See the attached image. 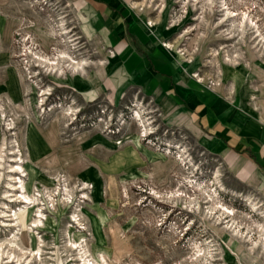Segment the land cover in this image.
Listing matches in <instances>:
<instances>
[{
	"label": "rangeland",
	"instance_id": "obj_1",
	"mask_svg": "<svg viewBox=\"0 0 264 264\" xmlns=\"http://www.w3.org/2000/svg\"><path fill=\"white\" fill-rule=\"evenodd\" d=\"M125 1L264 162V0ZM112 63L73 0L0 3V264H264L259 174L135 86L90 96Z\"/></svg>",
	"mask_w": 264,
	"mask_h": 264
},
{
	"label": "crops",
	"instance_id": "obj_2",
	"mask_svg": "<svg viewBox=\"0 0 264 264\" xmlns=\"http://www.w3.org/2000/svg\"><path fill=\"white\" fill-rule=\"evenodd\" d=\"M73 1L113 62L98 67L96 79L86 82L84 89L90 96L117 94L123 85L135 86L141 93L162 100L168 115L177 112V122L189 115L186 122L194 130L199 127L218 150L242 157L259 174L264 186V162L249 140V131L243 130L240 123H228L231 106L220 91L208 87L179 63L145 24L138 8L136 11L125 0Z\"/></svg>",
	"mask_w": 264,
	"mask_h": 264
},
{
	"label": "bare ground",
	"instance_id": "obj_3",
	"mask_svg": "<svg viewBox=\"0 0 264 264\" xmlns=\"http://www.w3.org/2000/svg\"><path fill=\"white\" fill-rule=\"evenodd\" d=\"M7 0H0V3H3V2H6ZM8 26H9V22H8ZM5 28V27H4ZM166 45H170L169 43H167ZM42 58V57H41ZM40 59V58H39ZM59 61H52V62H50V65H53V67H55V69L57 70V71H59V69L61 68L59 65H60V62L62 61H64V63H66V65H67V67L70 69H76V68H79V67H82L83 66V62H79V61H76V60H74V58H72L69 54H66V53H62V54H60V56H59ZM45 60V59H44ZM41 63L43 62V60L42 61H40ZM43 64V63H42ZM35 87H34V85H33V87H32V89L33 90H35L34 89ZM40 105H43V104H40ZM177 157V156H176ZM250 164H252L251 162H250ZM248 166H249V164L247 165V167L246 166H244V167H246V168H248ZM249 172V171H248ZM246 174V173H245ZM250 174V173H249ZM243 175V174H242Z\"/></svg>",
	"mask_w": 264,
	"mask_h": 264
}]
</instances>
